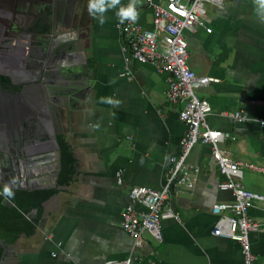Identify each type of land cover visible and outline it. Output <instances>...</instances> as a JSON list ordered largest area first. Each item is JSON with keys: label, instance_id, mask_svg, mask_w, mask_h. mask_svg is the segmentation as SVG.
<instances>
[{"label": "crops", "instance_id": "crops-1", "mask_svg": "<svg viewBox=\"0 0 264 264\" xmlns=\"http://www.w3.org/2000/svg\"><path fill=\"white\" fill-rule=\"evenodd\" d=\"M69 4L63 0L61 16ZM138 10L137 22L150 27V7L139 0ZM70 11L67 25L72 30L74 15L82 8ZM46 16L54 20L52 14ZM87 20L88 26L78 27L68 42L70 65H88L86 96L62 107L63 117L53 110L48 118L56 138L63 137L70 146L73 173L67 183H56L41 210L36 209L31 217L35 230L5 242L9 245L0 263L121 264L130 258L129 264H242L239 243L212 233L218 220L212 205L230 202L232 195L218 188L222 175L203 143H196L187 157L198 168L193 187L172 191L168 200L180 219L161 220L162 241L144 233L142 243L133 247L120 225V212L129 203L132 186H162L169 157L180 151L186 131L178 117L182 104L166 98V71L129 55L114 11L106 13L103 26L90 16ZM61 21H52V28ZM204 22L210 32L198 26L193 34L186 32V39L189 67L197 75L218 79L196 89L211 107L207 123L235 136L219 142L220 148L236 160L264 168V129L253 119L264 116V22L256 18L253 0H226L222 8L206 2ZM102 97L121 103H100ZM236 111L251 119L234 121L225 115ZM31 132L28 141L34 150L53 148L44 128L43 134L36 126ZM5 133L1 128L0 135ZM239 167L244 187L264 195V170ZM120 168L123 178L118 183L115 173ZM248 214L260 225L249 233L250 249L255 264H264V201L254 202Z\"/></svg>", "mask_w": 264, "mask_h": 264}, {"label": "built area", "instance_id": "built-area-1", "mask_svg": "<svg viewBox=\"0 0 264 264\" xmlns=\"http://www.w3.org/2000/svg\"><path fill=\"white\" fill-rule=\"evenodd\" d=\"M151 9V26L145 27L139 22L121 24L129 55L141 62L151 63L169 74L166 98L173 103H181L179 119L185 123L186 131L180 140V151L169 157L164 182L160 188L146 185H134L128 191L129 203L120 212V225L129 234L133 247L142 243V236L148 233L154 240L163 239L161 220L180 217L168 204L171 192L184 187L191 189L196 180L198 168L187 162V157L196 143L206 144L210 154L218 165L222 180L218 188L229 191L232 201L212 205V213L218 220L212 233L237 241L242 254V264H255L249 233L260 225L249 216L248 210L256 201H264V195L251 191L241 183V169L246 166L254 170H264L255 163L236 160L219 147L224 139H235L227 131L211 128L207 115L211 111L209 103L196 94V89L206 87L218 79L207 75H197L187 63L186 32L193 34L198 26H204L207 32L211 27L205 25L206 2L224 7L226 0H143ZM234 121L251 118L242 111L225 114ZM264 129V116L253 118ZM123 169L115 173L117 182H122ZM0 192L2 188L0 186ZM229 211L230 215H221ZM50 238V234H46ZM127 258L121 264H129ZM111 262L110 264H114ZM151 264H154L153 262Z\"/></svg>", "mask_w": 264, "mask_h": 264}, {"label": "water", "instance_id": "water-1", "mask_svg": "<svg viewBox=\"0 0 264 264\" xmlns=\"http://www.w3.org/2000/svg\"><path fill=\"white\" fill-rule=\"evenodd\" d=\"M67 1H71L73 5L65 6L63 17V0H0V9L5 7L14 14L7 25L0 24V35L5 36L12 44L13 39L19 42L18 45L14 44L13 50L17 52L21 62L0 72V76L7 77L11 85V88L6 89L0 86V129L6 131L4 135H0L1 187L12 180L17 182L13 189L57 187L60 151L55 134L57 131L49 128L48 118L53 110L63 117L62 107L71 106L76 99L86 96L89 88L86 74L89 71L88 65L71 66L68 52L71 47L68 42L76 34L78 22H81L80 27L83 29L88 26L90 19L87 20L89 15L85 14L88 0ZM80 2L81 14L74 15L75 27L70 30L67 25L71 17L70 10L79 6ZM51 13L54 20L62 19L61 30L59 27L52 29L54 20H45L46 14ZM43 19L45 23L42 25ZM34 22L37 23V28L32 30ZM8 48L0 45V55ZM13 86H18V89L13 90ZM33 126H36L37 133H42L43 128L45 129L48 136L46 142L54 145L52 149H33L28 141ZM49 178L52 179L51 183L47 182ZM3 201L8 206L13 205L10 200L3 198ZM26 215L29 218L35 217L36 209ZM8 245L0 239V262L4 260Z\"/></svg>", "mask_w": 264, "mask_h": 264}, {"label": "trees", "instance_id": "trees-1", "mask_svg": "<svg viewBox=\"0 0 264 264\" xmlns=\"http://www.w3.org/2000/svg\"><path fill=\"white\" fill-rule=\"evenodd\" d=\"M57 142L60 151L57 184H65L73 173L74 157L68 142L63 137H57ZM13 190L15 196L10 200L13 205H6L3 201L4 197L0 195V239L4 242H13L18 236L34 231L36 219L28 218L26 214L33 209H37L39 212L43 201L54 192V188ZM1 254L2 249L0 248V257Z\"/></svg>", "mask_w": 264, "mask_h": 264}, {"label": "clouds", "instance_id": "clouds-1", "mask_svg": "<svg viewBox=\"0 0 264 264\" xmlns=\"http://www.w3.org/2000/svg\"><path fill=\"white\" fill-rule=\"evenodd\" d=\"M139 0H129L127 5H123L121 0H88L87 11L90 17L97 20L103 26L106 22V13L114 11L116 17L121 24L125 22H136L140 12L138 10ZM254 11L256 18L260 22H264V0H253ZM100 103L118 106L121 101L112 97H102ZM15 180L9 181L3 185V190L0 192L5 200H11L15 196L13 185ZM2 188V187H1Z\"/></svg>", "mask_w": 264, "mask_h": 264}, {"label": "flooded vegetation", "instance_id": "flooded-vegetation-1", "mask_svg": "<svg viewBox=\"0 0 264 264\" xmlns=\"http://www.w3.org/2000/svg\"><path fill=\"white\" fill-rule=\"evenodd\" d=\"M14 4V2H13ZM88 3H86L87 5ZM15 5V4H14ZM81 3L79 4V6H76L75 8L78 9L79 7H81ZM12 7V6H11ZM82 8V7H81ZM12 9L15 11V8L12 7ZM1 11V16H0V20L2 21V25H7L8 22H9V19L14 17V14H12V11L11 10H8L6 9L5 7H2L0 9ZM10 11V12H9ZM11 13V14H10ZM52 14V13H51ZM53 15V14H52ZM64 17V16H63ZM44 18V17H43ZM30 20H32V17H30ZM47 20V19H46ZM62 20V19H61ZM42 25L43 23H45L44 19L42 20ZM62 21L60 22V25L59 23H55V27H59V30H61L62 28ZM81 25V22H78L77 24V30H78V27H80ZM54 27V28H55ZM34 28L36 29L37 28V23H33L32 25V30H34ZM52 28V29H54ZM82 28V27H80ZM19 44V42H16L15 39H13V44L9 42L8 39H6L5 36L3 35H0V45H3L5 47H9L6 52L2 53L0 55V65H1V69H0V72H4V71H7L9 69V66L10 65H19L21 62H20V59L17 55V52L15 53V51L13 50L14 46L16 44ZM15 44V45H14ZM17 44V45H18ZM19 47V46H18ZM16 78V76H14ZM0 86L3 87V89H6V88H11V85L9 83V79L7 77H4V76H0ZM18 89V86H13V90H17Z\"/></svg>", "mask_w": 264, "mask_h": 264}]
</instances>
